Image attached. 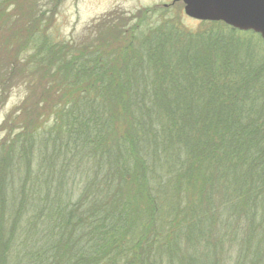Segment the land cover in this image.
<instances>
[{
	"label": "trees",
	"instance_id": "obj_1",
	"mask_svg": "<svg viewBox=\"0 0 264 264\" xmlns=\"http://www.w3.org/2000/svg\"><path fill=\"white\" fill-rule=\"evenodd\" d=\"M63 1L0 0V264H264V41L164 7L33 50Z\"/></svg>",
	"mask_w": 264,
	"mask_h": 264
},
{
	"label": "rangeland",
	"instance_id": "obj_2",
	"mask_svg": "<svg viewBox=\"0 0 264 264\" xmlns=\"http://www.w3.org/2000/svg\"><path fill=\"white\" fill-rule=\"evenodd\" d=\"M51 1L40 0V6L43 9H47L53 3ZM164 7H169L166 18L171 20L172 23H176L174 26L181 28V34L189 35L190 33L210 32L217 28L211 23H202L187 17L184 12V4L178 0H64L59 5L55 17L52 15L46 17L50 18L48 26L51 24L52 27L50 29H42L36 35L31 44L32 49H37L42 43L46 42L48 36L53 43L63 41L77 46L81 41L91 36L94 24H97L100 20H109L112 17L115 19L118 16L129 19L128 17L130 16L138 17L141 11ZM245 37H248V43L253 41V45L257 48L260 46L264 49V44L260 42L257 36L247 34ZM247 42L245 41L246 44ZM28 96L29 93L25 87L15 88L12 91L7 103L0 110V126Z\"/></svg>",
	"mask_w": 264,
	"mask_h": 264
},
{
	"label": "water",
	"instance_id": "obj_3",
	"mask_svg": "<svg viewBox=\"0 0 264 264\" xmlns=\"http://www.w3.org/2000/svg\"><path fill=\"white\" fill-rule=\"evenodd\" d=\"M185 15L200 22L223 23L253 32L264 41V0H178Z\"/></svg>",
	"mask_w": 264,
	"mask_h": 264
}]
</instances>
